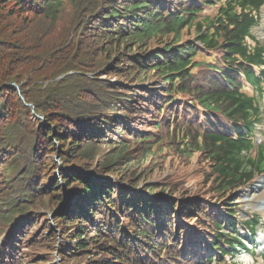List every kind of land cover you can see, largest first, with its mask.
<instances>
[{
  "label": "trees",
  "instance_id": "obj_1",
  "mask_svg": "<svg viewBox=\"0 0 264 264\" xmlns=\"http://www.w3.org/2000/svg\"><path fill=\"white\" fill-rule=\"evenodd\" d=\"M71 2H77L79 12H84L75 25L71 18L61 22ZM263 3L264 0H0V167L5 175L0 184L9 188L17 182L24 201L50 206L56 213L54 224L69 236L70 242L63 249L61 264L70 260H79L80 264H184L180 252L188 248H177L180 237L174 238L175 231L179 236L182 232L193 235L194 228L183 230V221L188 223L194 218L198 219L195 226L207 236L201 241L208 252L217 254L220 264H226L224 258L233 257L238 247L248 250L243 240L253 243L260 215L243 221L229 220L232 233L221 230L227 218L236 214L233 191L264 174V143L254 142L255 125L260 123L259 101L264 98V45L251 33L259 24ZM212 5H217L215 13L205 14L197 22L203 7ZM56 24L68 29L57 32L53 28ZM188 27L194 30L192 42L178 44L180 32ZM166 34L173 35L171 45L147 56L136 53L140 43L141 47L145 45L143 41ZM76 42L86 48L82 53L96 50L98 64H106L114 55L120 59V50L125 48L126 54L115 63L117 80L81 73L90 66L83 54L77 59L68 57ZM199 53L208 57L197 61ZM119 63L126 68L120 69ZM61 74L63 77L46 88L39 86ZM150 74L158 75L163 82L162 89L154 94L155 102L148 101L149 107L156 109L154 118L163 116L172 103L173 99L166 98L177 92L187 94L197 116L203 114L195 129L187 132L176 128L174 116L169 118L166 133L138 137V129L130 123L137 125L136 120L146 108L135 101L149 97L140 92L152 95L141 85ZM244 80L252 87V94L244 91ZM197 106L203 111H198ZM157 121L154 132L164 128V123ZM130 139L140 145L141 154H149L154 147L150 153L154 156L163 144L168 150L176 148L188 156L199 152L212 168L207 179L213 184L210 191L221 199L226 197L218 213H213L209 205L203 207L201 201L163 198L157 202L141 192L103 180L101 170L126 165ZM168 140L171 143L167 144ZM254 151L252 158L250 153ZM22 152L28 157L24 162L20 161ZM54 154L59 161L50 158ZM17 166H21L19 170ZM1 204L7 210L13 208ZM174 208L179 218H174ZM115 213L128 221L127 229H133L131 235L122 233L125 231L119 227ZM18 215L17 226L7 236L9 252L16 254L22 240L18 232L33 220L38 228L45 216L34 210ZM237 224L248 229L251 236L240 237L235 230ZM50 228L48 225L42 234L52 232ZM42 238L31 247L41 246ZM190 244L201 249L194 241ZM133 247L144 255L130 259L135 253ZM198 253H194L196 258L202 256ZM22 254L15 264H49L44 253L26 255L29 260L25 263L20 259ZM146 254L151 261L142 258ZM204 258L192 264L212 260L211 255Z\"/></svg>",
  "mask_w": 264,
  "mask_h": 264
},
{
  "label": "rangeland",
  "instance_id": "obj_2",
  "mask_svg": "<svg viewBox=\"0 0 264 264\" xmlns=\"http://www.w3.org/2000/svg\"><path fill=\"white\" fill-rule=\"evenodd\" d=\"M262 7L263 8L261 9L259 24L251 29V33L256 39L260 41V43L264 45V6ZM79 10L80 9L79 7H77V2H71V4H68L67 8L63 11L65 15L61 19V22H67L71 18V24L75 25L76 21L78 20L77 17L83 15L84 13L79 12ZM214 13V7L204 8L203 13L199 14L195 20L199 22L205 14L213 15ZM56 25L57 26L53 28L56 29L57 32L61 29H68L61 24ZM172 36L173 35L166 34L162 37L158 36L150 41H143L145 45L141 47L142 43H140V47L137 49L136 53L141 56H147L149 52L155 53V51L158 49H164L165 45H171L173 43ZM193 36L195 35L192 27L183 29L180 32L178 44H186L188 42H192ZM84 49L86 48L83 47L82 43H80L79 45L76 42L72 50L70 51V54H68V57H76L75 59L83 54L84 59L90 66L88 68H84L81 73L89 75L90 77L101 78L106 81L117 80V75H114L117 71V68H115V63H118V61H120L121 58L124 57V54H126L125 48L123 50H120L122 53L120 54V59H118L117 55H114L110 58L109 61H107L106 64L97 63V55L95 56V54L97 53L96 50H93V52L86 50V53H82V50ZM113 53L114 52H110V55H112ZM195 60L203 61L204 58L201 55H197ZM118 65L120 66V69L126 68V65L124 66L123 63H119ZM90 69L94 70L93 73H89L88 71H86ZM193 71H195V69H193ZM63 75L64 74H61L60 76L56 75L53 78L45 80V86L39 84L38 85L41 86L42 89L44 87L46 88V86H48L53 81L60 79L61 77H63ZM145 79L146 80H144L141 85H144L146 87V90L151 92L152 95L150 96L147 93H143V91L140 92V95L143 94L149 97L135 99V101L137 102V104H144L141 107L146 106V108L142 116L136 120V122L138 123L137 125L130 123L132 127L138 129V137L144 136L147 133H151L153 135H157L159 132L166 133V131L169 129L168 119L171 116H175L174 121L178 120V123L175 124L176 128L183 130L186 127L185 130H187V132H189L188 129H195L200 119H203V116H197V111L193 108L194 103L191 102L190 96H188L187 94L177 92L174 93L171 97L166 98V100L173 99L172 103L170 104V106L166 107L163 116H156V118H154L156 109L150 108L152 106L148 104V101L150 102L151 100H153V102H155L154 94L158 89H162L163 82L156 74H150ZM147 98H149V100ZM259 105L260 123L256 124L254 129V140L256 144L264 142V98L259 101ZM198 111L201 112V108L198 107ZM171 112H173V115H170ZM165 116L168 117L165 118ZM35 117L42 119V117L37 114H35ZM150 120H154V122H151ZM157 120H160L164 123V128L161 127V129H158L156 130V132H154L155 130L153 129V126L158 123ZM120 134L125 135V133L123 132H120ZM130 141V150L128 152L130 158L127 161L126 165L124 166V164H122L119 167H115V169L113 170H110V168L101 170V177L103 178V180L111 183L115 182L116 185L121 188L123 187L125 189L141 192L147 195L149 198H153V200L157 202H160L163 198H170L174 201H176V199L201 201L202 203H204L203 207L209 205V208L213 210V213H218L220 202H222L226 197L221 199L220 196L210 191V188L213 184L211 180L207 181V179L209 178V173L212 172V168L209 167L208 162L205 161L204 157H200L201 155L198 152L191 156H188L184 153L179 152L176 148H172L173 150H168L164 148L163 145L165 144H163L161 146V150L160 148L159 150H156L155 155L153 156L150 153L153 151L154 147L149 154H145L144 152L143 154H141L140 145L134 142V139H130ZM169 143H171V140H168L167 144ZM57 151H59V147ZM20 155L23 156V158L20 160L22 162L26 161V159L28 158L26 154H24V152H22ZM250 155L252 158H254L256 155V151L251 152ZM50 158H53L55 161H59V157L57 156V154H54L53 157L51 156ZM1 162H3V160H1ZM97 165L98 164L96 163L95 167H97ZM20 167L21 166H17L16 169L19 170ZM77 168L78 170H80L79 167ZM80 171L83 175H86V172H84L83 170ZM0 172L2 173V177H0L1 181V178L5 176L2 170V166L0 167ZM12 174H16V172ZM55 175L57 176L56 172ZM16 178L17 176L14 178V180ZM2 185L3 184H0V204L5 203L13 208L11 210H7L5 208V205H0V211H2L3 213H1L0 215V264H15L18 255L21 253L23 254L20 259H22L23 263H25V260H29L26 255L34 252H38L39 254L44 253L49 258V264H61V255L63 249L65 248L66 244H70V242L68 240L69 236L63 234L59 230L57 225L54 224L53 219L56 213L54 214L53 212H51L50 206H43V204H35L34 202L28 204L26 201H24V197H22L20 194L21 188L19 187L17 182L13 183L9 188H2ZM233 192L235 194V201H233L232 203L235 204L234 211L236 212L233 218L240 221L247 219L250 214H258L262 219L261 223L264 224V174L258 176L256 175L251 182L241 185ZM67 200L68 197L64 196V201ZM33 210L37 211L39 216L45 215L44 220L39 224L40 226L36 228L37 224L34 225L33 218V221H31L29 227L22 228L21 231L18 232L20 233V235H22V237H19L22 238L21 245L18 246V251H15L18 254L9 252L7 236L17 226V218L19 216L18 214L26 215L27 213H32ZM174 211L177 214L176 208H174ZM115 215L119 227H121V229L125 231L122 233L131 235L130 232L133 229H127L129 227L127 225L128 221L125 218L120 217L117 213H115ZM196 219L197 218L188 220L189 224L183 221V224L186 225L184 226L183 230L188 231V228H194L193 235L190 234L191 238H203V232H201V230L195 226V224H197L198 222V219ZM48 225L51 226L50 229L52 232H46V234H42V232L46 231ZM260 227L261 228L257 229V235L254 240V242L256 243V247H252L251 249V245L248 244L250 251H239V253L236 255V258L234 259L235 262L239 264H264V225H260ZM72 229L69 232H71ZM17 234L15 235L16 238H18ZM53 234H55V236H53ZM41 236L43 237L41 246H38L37 248L31 247V244H33L35 241L37 242V239ZM119 239L120 236L118 237V240ZM129 239L130 236L127 240ZM101 242L104 243L105 241L101 240ZM132 250H134L135 253L131 254L130 259H136V256H138V254L139 256L144 255L140 250L137 249V247H133ZM146 257L147 260L145 262L151 261V257L147 254L142 258ZM225 262L231 264L230 262H232V260L228 259L225 260ZM66 264H80V262L79 260H70L66 262ZM155 264L157 263L155 262ZM177 264H181V262H178ZM211 264L216 263L212 262Z\"/></svg>",
  "mask_w": 264,
  "mask_h": 264
},
{
  "label": "bare ground",
  "instance_id": "obj_3",
  "mask_svg": "<svg viewBox=\"0 0 264 264\" xmlns=\"http://www.w3.org/2000/svg\"><path fill=\"white\" fill-rule=\"evenodd\" d=\"M21 128V127H20ZM21 131H22V129H21Z\"/></svg>",
  "mask_w": 264,
  "mask_h": 264
}]
</instances>
